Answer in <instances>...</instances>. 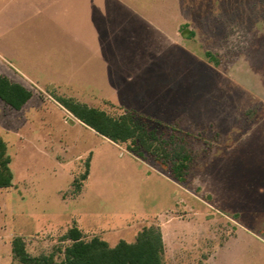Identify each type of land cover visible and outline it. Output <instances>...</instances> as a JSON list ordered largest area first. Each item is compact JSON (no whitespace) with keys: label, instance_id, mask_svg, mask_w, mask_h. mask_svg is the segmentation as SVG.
I'll return each mask as SVG.
<instances>
[{"label":"rangeland","instance_id":"rangeland-1","mask_svg":"<svg viewBox=\"0 0 264 264\" xmlns=\"http://www.w3.org/2000/svg\"><path fill=\"white\" fill-rule=\"evenodd\" d=\"M0 76L33 94L20 111L0 100L14 178L0 264H20L17 237L58 255L74 226L111 247L154 228L165 264H264V0H0ZM59 98L135 112L164 135L177 125L187 182Z\"/></svg>","mask_w":264,"mask_h":264},{"label":"trees","instance_id":"trees-1","mask_svg":"<svg viewBox=\"0 0 264 264\" xmlns=\"http://www.w3.org/2000/svg\"><path fill=\"white\" fill-rule=\"evenodd\" d=\"M32 96L25 86L0 76V100L7 106L20 111ZM57 101L98 135L117 145H125L126 150L142 162L153 160L169 170L177 184L187 182L193 166V155L189 142L177 125L168 126L171 133L164 135L151 128L146 117L135 112L124 111L118 116H111L72 98H59ZM10 165L8 146L0 138V189L13 185ZM63 241L71 244L61 249L58 255L33 257L27 252L24 239L17 237L12 242V253L20 264H165V244L154 228H145L133 244L120 241L111 247L97 237L86 241L81 230L74 226Z\"/></svg>","mask_w":264,"mask_h":264},{"label":"crops","instance_id":"crops-1","mask_svg":"<svg viewBox=\"0 0 264 264\" xmlns=\"http://www.w3.org/2000/svg\"><path fill=\"white\" fill-rule=\"evenodd\" d=\"M13 184H14V178H13ZM12 187H13V185H12L11 187H9V188L0 189V191H1V190H10ZM12 254H13V253H12ZM13 259H14V256H13Z\"/></svg>","mask_w":264,"mask_h":264}]
</instances>
